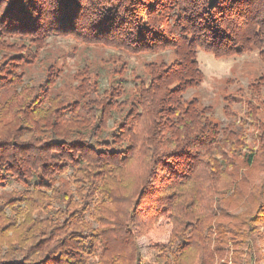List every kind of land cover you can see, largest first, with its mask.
<instances>
[{"label": "trees", "instance_id": "16d2710c", "mask_svg": "<svg viewBox=\"0 0 264 264\" xmlns=\"http://www.w3.org/2000/svg\"><path fill=\"white\" fill-rule=\"evenodd\" d=\"M53 35L134 55L167 45L177 60L151 66L132 99L119 101L120 84L99 96L86 78L67 103L52 73L32 86L19 72ZM10 39L36 53L25 61ZM255 49L264 0H0V264H146L145 236L154 264L252 262L264 243L263 116L249 94L242 116L227 100L220 123L185 93L201 80L199 50ZM10 182L20 188L7 195Z\"/></svg>", "mask_w": 264, "mask_h": 264}, {"label": "rangeland", "instance_id": "374dc122", "mask_svg": "<svg viewBox=\"0 0 264 264\" xmlns=\"http://www.w3.org/2000/svg\"><path fill=\"white\" fill-rule=\"evenodd\" d=\"M7 42L15 43L19 52L23 53L25 61L32 56L31 53H36L35 47L29 44L28 40L10 39ZM107 44H89L74 37L53 35L47 38L43 48L36 53V60L32 65L20 63L19 72L25 75L26 81L32 86L44 84L45 78L52 73L56 81L52 85L51 93L60 95L67 103L80 99L84 88L82 83L86 78L90 87L93 80L97 79L96 94L99 96L108 91L110 86L122 85L124 96L119 101H123L126 95L129 99L133 98L135 86L140 81H148L147 70L151 66H168L177 60L175 49L167 45L157 52L134 55ZM6 54L10 55L12 52ZM196 61L201 80L196 88L187 90L185 97L189 100L195 98L202 105L212 107L215 118L220 123H225L227 119L223 110L226 101H234L232 111L242 116V109H239L241 103L250 100L251 94L255 99L252 103L263 116L261 120H264V53L260 49L232 58H214L211 54L199 50ZM256 173H262V170L259 169ZM19 188V185L10 182L2 190L8 195L12 190ZM256 216L264 220L262 211ZM251 228L259 232L263 230L258 225H252ZM156 242V238L152 236H145L137 241L146 264H154L156 249L152 245ZM160 242L166 244L167 236L162 237ZM254 245L259 252L254 255L252 262L249 261L248 255H243L240 264H264V243L255 240ZM231 258L230 252L229 259L225 260L224 264H233Z\"/></svg>", "mask_w": 264, "mask_h": 264}]
</instances>
